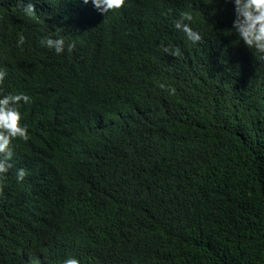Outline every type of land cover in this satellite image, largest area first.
I'll return each mask as SVG.
<instances>
[{
	"label": "trees",
	"instance_id": "trees-1",
	"mask_svg": "<svg viewBox=\"0 0 264 264\" xmlns=\"http://www.w3.org/2000/svg\"><path fill=\"white\" fill-rule=\"evenodd\" d=\"M32 2L0 0L4 87L32 97L0 264H264V56L231 29L230 0ZM182 11L200 41L174 27Z\"/></svg>",
	"mask_w": 264,
	"mask_h": 264
},
{
	"label": "clouds",
	"instance_id": "clouds-1",
	"mask_svg": "<svg viewBox=\"0 0 264 264\" xmlns=\"http://www.w3.org/2000/svg\"><path fill=\"white\" fill-rule=\"evenodd\" d=\"M230 2L234 6L235 13L231 29L249 49H254L264 56V0H230ZM20 3L24 6L25 14H36L37 9L32 0H27V3L20 0ZM84 3H89V0H84ZM91 3L98 11L107 13L109 10L122 7L125 0H91ZM191 18L190 12L182 11L180 19L174 22V27L182 30L189 40L198 42L201 40V34L184 22ZM25 40L26 37L20 34L17 46H22ZM41 43L54 50L56 54L63 53L66 47L69 51L75 47L74 43L66 44L63 35H46ZM161 47L170 55H182L178 45L162 44ZM7 75V66H0V192L3 191L6 174L13 166V142L16 140L27 142L31 138L28 125L23 123L21 107L28 104L32 97L23 91H7L4 87ZM170 91L174 93L175 88L170 86ZM25 175L26 169L19 168L16 173L17 181H23ZM61 264H82V261L78 255H65Z\"/></svg>",
	"mask_w": 264,
	"mask_h": 264
}]
</instances>
